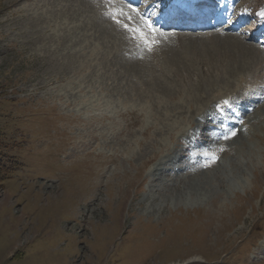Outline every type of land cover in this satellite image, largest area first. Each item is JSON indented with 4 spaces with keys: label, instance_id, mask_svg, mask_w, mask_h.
I'll return each instance as SVG.
<instances>
[{
    "label": "rangeland",
    "instance_id": "1",
    "mask_svg": "<svg viewBox=\"0 0 264 264\" xmlns=\"http://www.w3.org/2000/svg\"><path fill=\"white\" fill-rule=\"evenodd\" d=\"M80 1L0 0V134L18 163L0 185V264H264L255 31L243 44L190 34L174 57L209 51L204 64L142 72L131 65L149 55L107 6ZM223 117L236 123L227 141L202 126ZM219 147L203 167L199 154Z\"/></svg>",
    "mask_w": 264,
    "mask_h": 264
},
{
    "label": "snow or ice",
    "instance_id": "2",
    "mask_svg": "<svg viewBox=\"0 0 264 264\" xmlns=\"http://www.w3.org/2000/svg\"><path fill=\"white\" fill-rule=\"evenodd\" d=\"M165 4L167 9L176 14H186L192 7V0H154L152 9L148 11H141L130 0H119V5L109 0L107 5L109 11L105 15L125 32L126 39L133 42L137 48L151 53L162 39L167 38V34L160 27H157V23L153 19L159 14L161 7ZM257 15L261 20H264V10L258 12ZM231 22V17H229L227 23ZM261 47L264 48V44ZM228 103L229 101H224L222 105L217 106V110L220 111L221 108H226ZM239 122L243 123L242 120ZM235 135L236 131L231 130L224 132L220 139L227 141ZM224 150L223 147H219L202 151L199 154L203 161L202 166L209 167L214 164L218 159L217 153Z\"/></svg>",
    "mask_w": 264,
    "mask_h": 264
},
{
    "label": "bare ground",
    "instance_id": "3",
    "mask_svg": "<svg viewBox=\"0 0 264 264\" xmlns=\"http://www.w3.org/2000/svg\"><path fill=\"white\" fill-rule=\"evenodd\" d=\"M20 1V0H19ZM81 1H83L82 3H81ZM80 1V3L81 4H87V3H84V2H89L90 3V5H92L93 7L95 6V7H97V6H101L102 7V5L101 4H107L109 1L108 0H81ZM136 2H140V0H135ZM99 2H101V4H99ZM153 3H154V0H143V2H142V9H141V11H148V10H151L152 9V5H153ZM90 8H91V6H89ZM244 7V6H243ZM161 10V9H160ZM242 10V8L240 9V11ZM262 10H264V8L262 9ZM23 11V10H22ZM104 11V10H103ZM15 12V11H14ZM21 12V11H20ZM19 12V13H20ZM59 12V11H58ZM239 12V11H238ZM79 13V12H78ZM37 14V13H36ZM35 14V15H36ZM30 15V14H29ZM76 15V14H75ZM102 15V14H101ZM160 15V12H159V14L156 16V17H153V19L155 20V18H157L158 16ZM27 16V15H26ZM103 16H104V14H103ZM20 17V16H19ZM36 17V16H35ZM35 17H33V15L31 14V19H29V21H31V22H33L34 21V18ZM65 17V16H64ZM250 19V16H249V13H247V15H246V17H245V19ZM260 18V17H259ZM20 19V18H19ZM36 19V18H35ZM244 19V20H245ZM15 22H17L16 20H14ZM107 21H109V22H111L112 23V21H111V19H107ZM262 21H264V20H262ZM14 22V23H15ZM48 22V21H47ZM49 23V22H48ZM114 23V22H113ZM112 23V24H113ZM157 24H158V22H156ZM29 24V23H28ZM116 26H117V24L116 23H114ZM168 22L167 23H165L164 25L165 26H168ZM27 25V24H26ZM26 27V26H25ZM30 27V26H29ZM82 29H86L87 28V25L85 24H83L82 26ZM112 29V28H111ZM100 31H102V32H105L106 30H104L103 29V27H101L100 28ZM106 33V32H105ZM107 34V33H106ZM19 35L21 36V37H23L22 35H21V32H19ZM185 35V34H184ZM189 35H185V36H183L182 35V37H180V34H175V35H170V36H168L167 35V39H168V42H166V39H165V43H164V39H162L161 40V42L157 45V46H155V48H154V51H152L151 53H149V52H147V54L149 55L148 56V59H146V58H144L142 55H141V53L140 54H137L136 53V56L138 57L137 59L138 60H140V61H138V60H136V59H134V61H136L135 63H134V65H131V68L134 70H140V71H142V72H144V71H149V70H162V69H164L165 67L166 68H169V69H173V70H177L178 71V74L179 73H188L189 71H190V68L189 67H191V66H198V65H202V64H204L203 62H202V60L200 61V60H198L199 59V56H203V57H206V56H209V51H207L206 53L204 52V50H202V52L201 53H193V54H190L189 55V58H179L178 56L177 57H174L175 56V54H174V50L175 49H178V50H180L181 51V49H183V50H185V49H187L186 48V46H189L188 44H184V37H187V38H189L188 37ZM256 36H258L257 35V32H254L253 33V36H252V38L254 37H256ZM171 37H173L172 39H171ZM237 38H233V39H237L238 41H236V42H238V43H240V44H243L242 42L243 41H245V40H248V37H246V36H242V35H237L236 36ZM38 39V38H37ZM40 39L42 40V41H40L39 42V44H42L43 43V38H42V36H40ZM47 39H51V37L50 36H47ZM56 39V38H55ZM251 39V38H250ZM249 39V40H250ZM57 40V39H56ZM60 40H61V38H60ZM174 40H176L177 42H178V44H174ZM34 39H32L31 38V36L30 37H28L26 40H23L22 42H23V44L24 45H27V46H29V47H31V45H33V43H34ZM220 41H221V39H220ZM21 42V43H22ZM46 42V41H45ZM57 42V41H56ZM91 42V41H90ZM194 42V41H193ZM213 43V42H212ZM225 43V42H224ZM238 43H237V45H238ZM246 43V42H245ZM59 44V43H58ZM227 44V43H226ZM235 45H236V43H234ZM43 45V44H42ZM232 45V44H231ZM251 45V44H250ZM218 46V45H217ZM222 46V45H221ZM242 46V45H241ZM178 47V48H177ZM203 47V46H202ZM238 48L240 47V45L239 46H237ZM57 48H59V47H57ZM219 48V47H218ZM228 48V47H227ZM241 48V47H240ZM239 48V49H240ZM246 48V47H245ZM245 48H243V49H245ZM248 48V47H247ZM226 49V48H225ZM248 49H251V48H248ZM254 49V48H253ZM188 50V49H187ZM214 50V49H213ZM255 51V50H254ZM229 52V51H228ZM244 52V51H243ZM128 53H130V52H128ZM127 53V54H128ZM132 53H134V52H132ZM226 53V52H225ZM240 53V52H239ZM221 54V53H220ZM220 54H219V56H220ZM247 53H245V55H246ZM184 55V54H183ZM212 56V55H211ZM241 56V55H240ZM130 57H131V54H130ZM140 57H142V58H140ZM210 57V56H209ZM214 57V56H213ZM222 57V56H221ZM246 57V56H245ZM132 58V57H131ZM134 58H136V57H134ZM191 58H192V60H191ZM200 59H202V58H200ZM215 59V58H214ZM226 59H228V56H224L223 58H222V60L224 61H226ZM144 60H146V61H144ZM208 61V60H207ZM216 63H215V66L217 65V63H218V65H220L219 63H223V61L222 62H219L220 61V59H215L214 60ZM206 62V61H205ZM160 63V64H159ZM201 63V64H200ZM206 64H208L207 62H206ZM224 64V63H223ZM235 65V64H234ZM128 66V65H127ZM209 66H211V65H209ZM239 66V65H238ZM82 67H84V66H82ZM86 67H88V66H86ZM164 67V68H163ZM206 67H207V65H206ZM81 68V67H80ZM192 68V67H191ZM209 68V67H208ZM220 68V67H219ZM126 69V68H125ZM205 69V68H204ZM207 70H209V69H207ZM217 70H218V68H217ZM221 70H223V68L221 67ZM85 71V70H84ZM226 71V70H225ZM80 73H81V71H80ZM124 73H127V70L126 71H124ZM223 74V73H222ZM126 75V74H125ZM216 75H218V74H216ZM125 77V76H124ZM198 86V85H197ZM197 86H194V90L191 92V94H194V92L195 91H197V89H198V87ZM208 92V91H207ZM206 93V92H205ZM208 94V93H207ZM200 102V101H199ZM179 104V103H178ZM181 105V104H180ZM179 105V106H180ZM183 107V106H182ZM210 107V106H209ZM183 110V109H182ZM243 111H244V108H243ZM246 111V110H245ZM248 111V110H247ZM181 113H182V111H181ZM220 116V115H219ZM217 117V116H216ZM215 117V118H216Z\"/></svg>",
    "mask_w": 264,
    "mask_h": 264
},
{
    "label": "trees",
    "instance_id": "4",
    "mask_svg": "<svg viewBox=\"0 0 264 264\" xmlns=\"http://www.w3.org/2000/svg\"><path fill=\"white\" fill-rule=\"evenodd\" d=\"M3 136L0 135V183L8 178L13 170L16 168V163L12 157L6 154L7 143H5Z\"/></svg>",
    "mask_w": 264,
    "mask_h": 264
}]
</instances>
